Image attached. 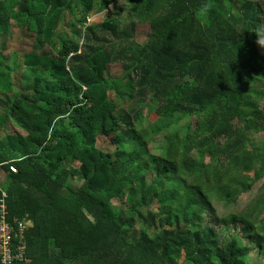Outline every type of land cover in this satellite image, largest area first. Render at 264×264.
<instances>
[{"label": "trees", "instance_id": "obj_1", "mask_svg": "<svg viewBox=\"0 0 264 264\" xmlns=\"http://www.w3.org/2000/svg\"><path fill=\"white\" fill-rule=\"evenodd\" d=\"M72 7L78 39L56 40ZM14 26L33 40L28 83L0 50V198L33 222L15 264H247L232 223L264 255V193L227 217L212 199L264 179V0H0L2 44ZM155 115L183 122L165 150Z\"/></svg>", "mask_w": 264, "mask_h": 264}, {"label": "rangeland", "instance_id": "obj_2", "mask_svg": "<svg viewBox=\"0 0 264 264\" xmlns=\"http://www.w3.org/2000/svg\"><path fill=\"white\" fill-rule=\"evenodd\" d=\"M118 4L113 5L110 9L113 11L114 9L118 8ZM80 17V11L77 7H72L70 13L68 14L67 21L70 23L68 26H60L57 29V32L55 34L56 40L62 41L67 38L72 39H78L77 31L79 29H82L80 25L78 26L77 20ZM107 17L106 12L103 13L100 16L91 15L88 19V25L89 24H96L104 21V19ZM77 27V28H76ZM149 32V26L147 24L143 25H137L136 31H135V39L139 43H144L146 41V36ZM4 43L2 44L3 40L0 39V50L4 51L5 53H11V67H14L18 65V70H15V73H21V78L26 79L25 83L31 82L29 78L33 77V74L31 72L26 71L25 64L23 63V56L24 53L27 51V49L32 46L33 40L29 38L27 35H23V33L16 27H12L11 30H8L4 33ZM2 46H4L2 48ZM14 52H18L17 58L13 56ZM254 56L251 57L249 60V67L250 64L254 61ZM256 58L262 60L264 62V54L262 52H257ZM16 60V61H15ZM256 61V60H255ZM15 62V63H14ZM26 71V73H24ZM121 72V67L119 65H112L111 66V73L112 75L118 76ZM26 76V77H25ZM29 77V78H28ZM256 79L261 83L262 80H264V74L257 75L255 73ZM0 95L2 93L0 92ZM262 108L264 109V100L262 101ZM150 122H154L157 120V122L164 127H168V130L164 133H157L153 135H147V139L149 142V149L150 151H157V150H165L168 146L167 139L169 138L170 133H177L179 136V139L183 136V129L180 123H173V119L171 118H163L158 120V115H155V117L152 118ZM148 122L143 123V126L147 125ZM16 130H21L19 125H14ZM4 134V133H3ZM1 135V138L3 136ZM264 134V128L261 129V131L256 134ZM183 158L186 159V156ZM5 180V174L4 171L0 169V185H3ZM264 179L255 182L252 184L251 190L242 194L240 200L236 204H230L227 205L226 201L221 196L222 194L217 190L214 192V195L212 196L213 204L215 205L219 215L221 217H227L230 214H241L249 211L251 208H254L256 206V203L261 198L262 194L264 193ZM113 203L119 205V201H113ZM260 217L264 216V213L259 214ZM32 226L33 222L30 223ZM241 224L237 223L230 224L228 227V230L230 231V235H235L236 240L242 242L245 245L251 246L254 248L252 254L250 255L248 259L247 264H264V255L259 254L258 249L256 248V245L254 243L249 242L247 239L241 237L240 231ZM34 260H38V256L35 255L33 257ZM181 264H186L184 262H181Z\"/></svg>", "mask_w": 264, "mask_h": 264}, {"label": "built area", "instance_id": "obj_3", "mask_svg": "<svg viewBox=\"0 0 264 264\" xmlns=\"http://www.w3.org/2000/svg\"><path fill=\"white\" fill-rule=\"evenodd\" d=\"M17 172L16 168H12ZM2 196L0 198V264H15L17 260H25L24 253L27 251V232L31 227V220L23 219L17 220V226L6 219L8 215V205H6V198L8 193L2 190ZM13 233L20 239L21 246L19 249H14L11 244L13 241Z\"/></svg>", "mask_w": 264, "mask_h": 264}]
</instances>
